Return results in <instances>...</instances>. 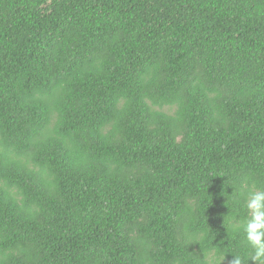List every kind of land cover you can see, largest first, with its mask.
I'll use <instances>...</instances> for the list:
<instances>
[{
    "label": "trees",
    "instance_id": "1",
    "mask_svg": "<svg viewBox=\"0 0 264 264\" xmlns=\"http://www.w3.org/2000/svg\"><path fill=\"white\" fill-rule=\"evenodd\" d=\"M253 184L264 0H0V264H254Z\"/></svg>",
    "mask_w": 264,
    "mask_h": 264
},
{
    "label": "clouds",
    "instance_id": "2",
    "mask_svg": "<svg viewBox=\"0 0 264 264\" xmlns=\"http://www.w3.org/2000/svg\"><path fill=\"white\" fill-rule=\"evenodd\" d=\"M251 178H246L245 183ZM244 210L246 216L242 224L234 230L243 232L246 246L250 249L249 258L254 264H264V187L253 184L244 193ZM231 254V253H229ZM228 254L220 257L217 264H222ZM233 259L229 264H245L244 258L238 254H231Z\"/></svg>",
    "mask_w": 264,
    "mask_h": 264
}]
</instances>
